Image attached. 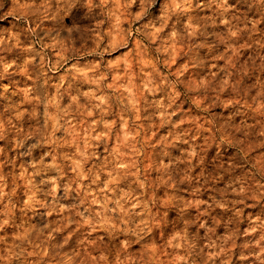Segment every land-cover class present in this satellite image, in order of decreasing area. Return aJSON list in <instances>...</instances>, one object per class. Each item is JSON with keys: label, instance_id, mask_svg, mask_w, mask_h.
I'll use <instances>...</instances> for the list:
<instances>
[{"label": "clouds", "instance_id": "obj_1", "mask_svg": "<svg viewBox=\"0 0 264 264\" xmlns=\"http://www.w3.org/2000/svg\"><path fill=\"white\" fill-rule=\"evenodd\" d=\"M0 264H264V0H0Z\"/></svg>", "mask_w": 264, "mask_h": 264}]
</instances>
